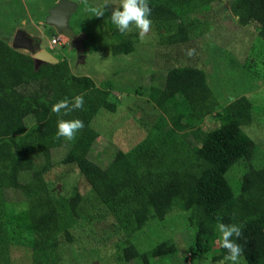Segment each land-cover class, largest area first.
I'll list each match as a JSON object with an SVG mask.
<instances>
[{"label": "trees", "instance_id": "1", "mask_svg": "<svg viewBox=\"0 0 264 264\" xmlns=\"http://www.w3.org/2000/svg\"><path fill=\"white\" fill-rule=\"evenodd\" d=\"M148 4L151 30L164 48H169L158 54L162 59L171 57L170 48L191 41L193 30L198 37L216 20L215 13L204 12L201 19L189 22L192 30L179 16L178 10L197 13L205 0H148ZM230 12L238 24L264 40V0H232ZM109 30L113 54L133 53L143 40L139 29L119 32L111 18ZM87 48L95 50L96 46ZM175 57L172 54L175 62L165 64L166 69L153 67L161 69L163 77L155 78L144 90L137 89L167 122L157 123L151 140L140 141L135 152L126 154L119 149L102 164L92 158L100 137L92 120L102 109L116 110L110 91L88 75L73 74L67 58L36 66L31 52L16 49L10 39L0 37V230L5 229L6 234L0 237V261L8 264L12 248L22 245L29 248L31 264H59L58 248L64 240H72L70 229L79 218L83 199L78 188L66 197L48 186L45 174L54 166L53 151L63 148L58 163L88 183L101 204L95 215L105 211L116 231L122 230L124 244H132L124 249L127 263L139 260L151 264V259L176 253L173 237L162 232L184 216L192 229L193 260L209 251L214 262L224 259L227 249L221 246L216 229L218 223H224L240 227V235L230 239L240 245L244 263L264 264V166H256L258 144L244 130L252 124L264 126V107L245 95L222 103L204 68L180 64ZM107 83L111 88L112 83ZM78 95L83 104L74 108ZM60 101L66 106L52 111ZM211 114L219 118L218 125L204 132L200 145L195 144L190 133L200 134L203 120ZM27 119L30 124L21 133ZM72 119H79L83 126L71 139L57 136V122ZM184 124L197 128L179 134ZM176 138L178 146H174ZM189 147L193 158L187 161ZM241 160L249 165L241 175L239 191L234 193L226 175ZM66 177L63 172L56 175L58 181ZM15 197H22L20 208L10 202ZM150 222L167 225L149 248L139 250L134 240L148 231ZM148 239L155 237L148 234Z\"/></svg>", "mask_w": 264, "mask_h": 264}, {"label": "rangeland", "instance_id": "2", "mask_svg": "<svg viewBox=\"0 0 264 264\" xmlns=\"http://www.w3.org/2000/svg\"><path fill=\"white\" fill-rule=\"evenodd\" d=\"M76 1V13L70 17L69 26L75 33L86 34V46L94 45L96 49L87 51L83 63L79 62L77 52L68 47L70 44L65 41L66 39L64 40L65 43L68 42L66 48L56 45L51 52L61 59L67 58L73 74L88 75L99 87L108 89L110 100L117 103L115 111L102 109L92 120V124L100 133L98 144L92 153L95 161L107 163L119 149L126 154L135 152L140 141L148 138V141L151 140L150 136L156 132L157 123L167 122L154 104L137 89L144 90L155 78L163 77L161 69L154 70L153 67L166 69L165 64H174L175 59L172 58V54L180 64L204 68L211 89L222 103H228L245 95L257 106L262 104L264 107V40L255 31L238 24L237 18L230 12L232 0H205L206 4L193 14H185V10H178L179 16L190 29L192 25L189 22L197 18L201 19L204 12L210 15L215 13L216 20L210 22L198 37L192 29L193 39L170 48L171 57L165 59L158 54L169 48H164L162 40L156 32H152L151 27L142 36V42L136 44L133 53H112L109 22L111 12L119 6V0ZM55 4L56 0H0V37L8 36L10 39L16 27L23 25L30 33L39 36L41 47H47L49 44L47 38L51 35L48 31L53 29L50 28V24H45L44 20L46 21ZM94 6L104 8V15L97 17L93 11L96 9ZM39 21L45 24L42 28L38 24ZM133 29L137 28L132 25L128 30ZM107 81L112 83L111 88L107 85ZM218 123L219 118L215 114L205 117L200 126L203 131H199L200 134L190 133L193 142L200 145L204 132L215 128ZM28 124H30L29 119L22 122L21 133L26 131ZM164 127L167 128V125ZM195 128L197 127L184 124V129L178 133L190 132ZM244 130L258 144L256 166H264V126L252 124L244 126ZM174 141H176L174 146L180 145L177 138ZM184 143L187 144V141ZM64 152L63 148L53 151L54 166L45 174L48 186L52 192L66 197L73 195L78 188L83 199L78 211L79 218L70 229L72 240H64L58 248L59 264H143L139 260L130 263L123 260L124 249L131 248L132 244H124L122 230L119 228L116 231L112 224L113 219L105 211L101 210L95 215V211L101 208L100 201L84 178H80L77 172H73L66 165L58 163ZM185 158L187 161L193 158L191 147L185 151ZM36 162L40 164L39 160ZM248 165L246 161L241 160L228 171L226 176L234 193L239 191L241 175ZM62 172L67 177L64 178L65 181H58L56 175ZM21 198H12L10 202L16 203L15 206L20 208ZM183 217L181 221L170 222L168 224L170 229L164 231L167 223L150 222L148 231L139 233L140 238L134 240L136 247L142 250L149 248L162 231L166 237H173L171 239L176 242L178 251L166 258H156L155 261L151 259V264H245L241 257L236 262L225 259L214 262L211 251L193 260L190 256L192 229ZM148 234L155 239H148ZM0 237H6L5 229L0 230ZM7 256L9 260L11 259L8 264H31L29 248L26 246H14ZM0 262L7 264L6 260Z\"/></svg>", "mask_w": 264, "mask_h": 264}, {"label": "clouds", "instance_id": "3", "mask_svg": "<svg viewBox=\"0 0 264 264\" xmlns=\"http://www.w3.org/2000/svg\"><path fill=\"white\" fill-rule=\"evenodd\" d=\"M57 1L58 0H56V3H57ZM93 11L95 12V15L97 17H99V16L104 15L105 9L104 8H96V9H93ZM150 13H151V9L149 7L148 0H119V7H116L113 9V11L111 12L110 18H111L112 24H114L116 26V28L119 32L125 33L129 29L130 25H134L137 29H139L140 35L143 36L144 33L148 32L149 27H150V23H151L150 18H149ZM39 22L40 23H38V24H40L41 26L48 24L45 20H44L45 24L41 21H39ZM50 28L54 29L55 31H54V33L52 32L51 35H49V37L47 38V41L49 44H47L48 45L47 47H41L40 46V48L47 49L51 54H53L51 52L52 48L56 47V45H59V47H62V48H64V47L66 48L67 43L69 42L70 46H68V47L71 49H74L77 52L75 47H73L71 45V40L68 37L58 33L54 26L51 25ZM17 29H23L32 37L39 39V36H37L36 33H33V34L30 33L22 25V27H16L13 36L10 38L11 44H12V41H13V38L15 36V32ZM80 33H82V32H80ZM75 34L77 35L79 33H75ZM7 38H8V36H7ZM53 39H57V41L53 42ZM64 40L68 41V42L65 43ZM85 40H84V44H85ZM85 46H86V44H85ZM86 48H87V46H86ZM87 51H89L88 48L84 52V59H85V55H87ZM77 56H78L79 62L83 63L84 60L79 59V53L78 52H77ZM32 57H33V53H32ZM55 57L58 59V62L61 60V58L59 56H55ZM68 62H69V60H68ZM43 63H46V62H43ZM69 65H70V62H69ZM82 104H83V98L81 96L78 95V96L74 97V103H73L72 107L80 108L82 106ZM65 106H66V102L60 101L57 104L53 105L52 111H54V112L59 111L61 108H64ZM82 126H83L82 121H80L79 119L59 120L57 122V133H56V135L71 139L74 136L75 131L80 129ZM216 229L220 233L221 246L223 248L227 249V255L224 257V259L228 260V261L236 262L240 257L242 249H241L240 245L238 243H236L234 239H230V237H234V236L238 237L240 235V227L236 224L225 225L224 223H218L216 225Z\"/></svg>", "mask_w": 264, "mask_h": 264}, {"label": "water", "instance_id": "4", "mask_svg": "<svg viewBox=\"0 0 264 264\" xmlns=\"http://www.w3.org/2000/svg\"><path fill=\"white\" fill-rule=\"evenodd\" d=\"M77 9L75 0H58L46 18V22L55 27L56 31L71 40V45L79 53V59L84 60V52L87 50L84 33L75 34L69 26V19ZM12 46L17 49H26L33 53L36 66L46 63H57L58 59L47 49L40 48L39 39L32 37L23 29H17L12 41Z\"/></svg>", "mask_w": 264, "mask_h": 264}, {"label": "built area", "instance_id": "5", "mask_svg": "<svg viewBox=\"0 0 264 264\" xmlns=\"http://www.w3.org/2000/svg\"><path fill=\"white\" fill-rule=\"evenodd\" d=\"M57 41V39H53V42H56Z\"/></svg>", "mask_w": 264, "mask_h": 264}, {"label": "crops", "instance_id": "6", "mask_svg": "<svg viewBox=\"0 0 264 264\" xmlns=\"http://www.w3.org/2000/svg\"><path fill=\"white\" fill-rule=\"evenodd\" d=\"M41 28H42V26H41ZM54 31H55V30L53 29V33H54Z\"/></svg>", "mask_w": 264, "mask_h": 264}]
</instances>
